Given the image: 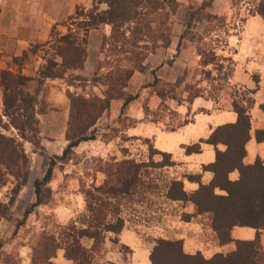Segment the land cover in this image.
<instances>
[{"label":"rangeland","instance_id":"obj_1","mask_svg":"<svg viewBox=\"0 0 264 264\" xmlns=\"http://www.w3.org/2000/svg\"><path fill=\"white\" fill-rule=\"evenodd\" d=\"M166 1L173 3L174 10L166 6V19L158 22L163 36L150 44L152 48L142 62L143 69L133 71L122 90L123 97L111 100L108 109L96 119L90 128L95 138L80 142L72 148L68 158H58L67 144L64 133L68 95H80L94 102L105 96L106 86L102 77L109 66L103 62L109 63L111 59L101 52L100 47L109 27L99 25L86 30L84 23L90 13L103 10L105 5L100 0H82L72 15L51 25L46 42L32 45L20 57L12 59L13 73L18 72V89L33 98L31 108L21 105L20 118L31 121L35 143L21 139L12 127L0 129L5 137L21 143L28 160L27 179L16 196L11 193L14 185L11 177L0 187V204L7 205L12 199L7 205L8 218H0L1 253L16 252L18 255L20 248L25 246L29 255L30 245L39 231L44 230L59 239L60 228L71 222L78 227L80 243L89 247L92 239L79 231L84 229L78 223L84 214L81 188L99 185L105 177L97 169L111 159L160 162L159 155H149L148 147L154 149V145L153 139L146 136L147 130L155 126L168 131L183 121L171 106L187 104L184 86L199 89V98L211 100L217 109L231 107L232 102L243 107L251 104L249 91L229 79L239 51L234 43L241 35L247 36L243 34L245 22L252 17L264 21V17L256 14L262 0ZM66 33L80 42L84 54L79 68L62 73L60 58L54 55L51 46L62 45L59 39ZM197 48L213 55V61L204 68L199 65ZM247 57L245 50L241 58ZM119 65L128 67L125 61ZM1 79L0 75V115L3 113ZM251 79L255 82L254 75ZM128 96L132 100L123 105L124 98ZM1 118L6 122L5 117ZM49 160L54 161L50 180L45 185L49 189V200L33 208L23 218V211L34 201L32 182L43 176ZM169 170V166L141 170L138 186L117 203L122 230L129 233V240L125 237L122 242L121 233L116 236L105 233L104 251L90 264L141 263L145 259L143 255L149 254L156 239L179 240L186 231L191 233L192 229L189 230L187 225L193 222L201 225L199 235L202 234L200 239L205 243L216 240L215 236L210 237L208 215H199V218L190 215L193 219L185 221L183 207L190 203L174 204L165 199L171 177ZM113 238L117 239V244L111 242ZM120 244L129 250H120ZM145 260L148 261V255ZM60 262L49 264H62Z\"/></svg>","mask_w":264,"mask_h":264},{"label":"trees","instance_id":"obj_2","mask_svg":"<svg viewBox=\"0 0 264 264\" xmlns=\"http://www.w3.org/2000/svg\"><path fill=\"white\" fill-rule=\"evenodd\" d=\"M105 8L96 13H90L84 22L87 29H95L99 25L109 27V33L103 38L100 50L109 56L110 62H103L109 69L102 77L106 90L105 96L97 101H88L80 95L69 94V108L64 138L66 146L59 159L68 158L72 148L80 142L93 140L94 134L90 128L104 110L108 109L111 100L123 97V88L134 70L143 69L142 62L156 39L162 38V26L159 20L166 19V6L174 10L172 2L166 0H100ZM261 18L264 17V0L256 11ZM62 45L51 48L54 55L60 58L61 71L74 70L80 67L83 47L70 33L60 37ZM199 65L206 67L213 61L211 52L201 51L197 48ZM16 59V58H15ZM126 62L128 67L120 66ZM112 62V63H111ZM50 64L51 61H49ZM101 64H99L100 66ZM18 73V72H17ZM6 71L1 75L3 110L0 115V129L12 127L19 137L28 142L35 143V130L31 121L20 118L21 105L31 108L33 98L18 89V74ZM206 74L208 72L206 71ZM187 92V104L195 98L201 97L199 89L194 86H184ZM132 100L126 97L123 105ZM236 115L235 122L217 126L205 140L200 143L214 147V161L202 169L212 173L211 180L203 185L198 184L196 190L185 193L180 181H169L165 190V199L170 202H189L194 208L195 215L207 214L209 227L219 245L230 241L229 231L234 226H249L256 231L264 228V159H256L252 165H243L244 144L248 140L249 120L246 115L247 107L237 102L231 103ZM146 114V112H144ZM1 117L6 118V122ZM264 134L256 133V140ZM146 142L147 139H145ZM217 145L224 146L220 151ZM198 144L184 147L185 154L198 151ZM149 155H159L160 162H135L133 159L109 160L102 163L97 172L104 174V180L97 186L90 185L81 188L84 202V214L78 219L79 231L92 239L89 247L80 243L81 235L77 234L76 225L71 222L60 228L59 239L44 230L35 235L30 245L28 264H49L55 257L56 251L63 252L62 257L72 264H90L94 257L103 253V240L105 233L118 235L123 227L122 219L118 216V200L127 197L138 186L140 172L143 168H161L172 166L169 155L148 147ZM54 161L49 160L42 177L32 182L34 201L23 211L26 218L33 208L46 204L49 200V189L45 187L50 180ZM232 170L238 172V178L230 181L227 174ZM28 175V160L23 152L21 143L14 138L5 137L0 133V187L8 177L14 180L11 189L16 196L19 189L25 185ZM197 176H188L189 180H196ZM218 190L221 194H217ZM12 199L8 201L10 205ZM7 205L0 204V218H8ZM190 215H185L187 221ZM84 232V233H83ZM117 244L116 238L111 239ZM234 250L220 254L215 253L209 258H203L200 253L187 254L182 249L181 240L156 239L148 254L149 264H264V249L258 235L251 241H234ZM120 250L128 251L125 245H119ZM17 253H1L0 264H19Z\"/></svg>","mask_w":264,"mask_h":264},{"label":"crops","instance_id":"obj_3","mask_svg":"<svg viewBox=\"0 0 264 264\" xmlns=\"http://www.w3.org/2000/svg\"><path fill=\"white\" fill-rule=\"evenodd\" d=\"M81 1L0 0V75L5 71L13 72V58L20 57L32 45L46 42L51 25L72 15ZM243 34L247 36L241 35L237 43H234L239 51L235 56V67L229 81L243 86L249 91L252 100L246 109L249 130L248 140L243 146L245 154L241 159L243 165H252L256 159H264V136L256 140L257 132L264 134V21L257 17L250 18L245 22ZM245 50L249 57L242 59ZM253 75L255 82L251 79ZM171 108L183 121L168 131L155 126L148 128L146 136L153 139L155 150L169 155V161L173 163L169 166L170 181H180L183 191L191 193L197 189L198 184L205 185L212 178V173L202 167L214 161V147L199 141L207 139L215 127L234 123L236 115L231 107L217 109L211 100L204 98H195L186 105L175 103ZM193 144H198V151L185 154L184 147ZM216 148L224 150L222 145H217ZM188 176H197V181L187 179ZM227 178L230 181L237 180L238 172L232 170L227 174ZM214 192L221 194L218 190ZM183 214L195 215L193 206L186 204ZM199 217L196 215L195 218ZM192 219L193 217L190 218ZM187 226L189 230L192 229L191 233L186 231L187 233L178 239L182 241L183 249L188 254L200 252L205 258L215 253L226 254L234 250V241H251L257 235L264 249V228L256 231L249 226H234L229 231L230 241L219 245L215 239L208 243L200 239V224L193 222ZM208 230L210 237L214 238V233ZM120 233L119 237L123 242L129 233L125 229ZM62 254L61 250H57L55 257L49 262L61 260L62 264H72L71 261L65 260ZM28 256V248L22 246L18 251L19 264H28ZM146 256L143 255V258L146 259ZM145 259L138 264H148Z\"/></svg>","mask_w":264,"mask_h":264}]
</instances>
